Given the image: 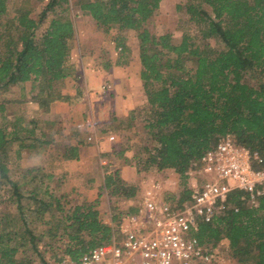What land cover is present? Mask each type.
<instances>
[{"label":"trees","instance_id":"16d2710c","mask_svg":"<svg viewBox=\"0 0 264 264\" xmlns=\"http://www.w3.org/2000/svg\"><path fill=\"white\" fill-rule=\"evenodd\" d=\"M160 2H75L106 36L111 33L122 54L128 52L124 33L134 31L146 97L137 142L144 155L132 163L137 176L129 178L119 168L106 171L98 197L75 203L62 188L49 184L53 175L42 161L29 169L28 182L34 186L26 194V183L19 185L9 177V165L11 150L16 157L24 149L40 153L53 140L46 130L56 118H50V104L68 99L62 94L68 79L80 80L72 46L77 15L71 0H48L36 18L26 7H14L10 16L11 0H0V95L16 86L23 92L31 82L36 92L28 100L39 110L27 125L24 112L10 110L12 103L23 102V94L17 100L0 99V178L10 186L7 196L0 194V264H55L64 258L77 262L95 246L110 242L122 218L143 205L137 198L138 175L159 178L172 169L181 188L162 201L181 207L193 194L192 185H186L191 160L228 133L259 154L262 163L253 166L264 170V0H186L177 6L187 16L178 42L170 32L156 35L148 27ZM135 120V111L112 118L113 127L127 140L137 134ZM77 150L67 145L61 156L76 160ZM124 152L122 145L111 149L118 158ZM104 192L110 197V223L99 208ZM129 201L135 206L122 209L120 203ZM225 205L224 214L209 227L200 225L193 236L239 264H264V192L250 204L245 194L234 190ZM212 264H218L216 258Z\"/></svg>","mask_w":264,"mask_h":264},{"label":"rangeland","instance_id":"374dc122","mask_svg":"<svg viewBox=\"0 0 264 264\" xmlns=\"http://www.w3.org/2000/svg\"><path fill=\"white\" fill-rule=\"evenodd\" d=\"M23 1L24 0H11L12 11L10 16L14 15V7H20L23 9H25L26 7L32 10L30 15L36 18L37 13L47 3L48 0H25L24 2ZM75 2L76 0H71L72 12L78 16V19L76 20L78 21L76 26L77 35L74 38L75 41L72 43V46L74 50L73 56L76 60L79 61L78 68L82 67V61H84L86 63L84 66H87L88 71H91L92 73H98L102 68L103 62H106L107 60H114L115 65H122L123 63H128V65L131 66V73L138 74V71H140V62L138 57V41L134 31L129 30L123 35L126 38L125 43L129 42L130 46L134 50L133 54L131 50V52L126 55V57H122V55H120L121 51L116 46V42L113 41L110 37L111 33L109 36L105 35L107 40L106 44L101 49H99V47L96 45L97 42H95L94 37H96L95 33L100 32V27H98L96 22L88 14L79 11L78 7L75 6ZM185 2L186 0H161L159 8L155 11V14L148 23V27L151 32L156 35H160L165 32H170L173 36V41L178 42L182 31L186 29L184 21L187 16L184 13V9L181 8L179 10L177 6H183ZM213 41L214 40H211L210 43H213ZM88 56L91 59L93 58L92 60L94 61L92 62V60H90ZM79 73H81L80 70ZM81 82H83V77H80L79 83ZM105 82L110 83L112 88L109 92L103 93L102 96L104 94H111L115 91L113 84L112 82H110L109 79L104 80L99 85V88ZM5 92V94L1 92L0 99L10 98L13 100H17L21 98L20 95L23 94L25 96L23 102H14L10 105L11 111L13 110L15 111V113L20 114L24 112L22 115L24 116L23 119L25 120V124L30 125V118H36L39 116V110L36 109L35 105L28 100L36 92V87L32 83H27L23 92L20 91L19 87L17 86ZM83 94L84 97L87 99V94L84 92ZM95 94L97 95V97L99 96L97 92H95ZM142 95L143 97L140 98V100H137L135 106L132 109H124L123 107H121V111L123 108V115L129 114L131 111H135L136 120L134 124L136 125L135 131L137 133L135 136L132 135V137L127 140L119 130L118 132L117 130H115V132L124 139L122 147L125 148V153L123 158H118L113 154H111L109 157H104L102 155L103 152L101 151V147L99 146L100 144L96 145L93 144L94 142L85 140L90 137L88 136L89 134L84 135L83 137V140L90 148L89 154H84V156L77 162L65 161L61 156L62 154H56L57 151L55 150L53 144L59 146V151L61 152L62 149L68 144L66 143L65 135L71 131L70 127L75 123L74 120L83 119L82 109L80 110L76 107H80L82 105V108H84V106H87V104L84 102L81 103L80 99H73L72 101H65L66 103L62 104V106L64 107H59L58 109H55L54 114L57 117L55 118L54 125H47L46 127L48 135L54 137V142L51 143V145L46 146V154H42V156H40L41 154L38 151H35V153L34 151L33 153H30L27 149H24L21 151L20 157H16V155L14 154V149L10 151V155L12 156L13 161L9 165V177L19 183V185L26 183L22 186L24 188L22 189V192L26 194L29 191L30 187L34 186V183L33 185H31L28 182L29 178L32 175L29 169H33L34 167L40 165V161H42L43 163H45V167L48 168V170H50L51 174L53 175L52 180L49 179L48 181L49 184H53L56 188H62L63 191L67 194V198L72 200L73 202H75L76 199L80 201L83 196L85 197L84 194H87V198L94 197L96 195V193L94 192H96L98 182H102V174H104L106 171L111 172L115 168H119L123 173H126V176H128L129 178H135L137 175L135 174L134 169L131 168L132 163H134L135 159L137 160L139 156L144 155V153L139 151L137 147V142H139V140L141 139V133H139V126H141L140 124H142V109L146 104V97L144 92ZM125 98L126 97H123V100ZM127 104L129 105V103ZM67 107L69 110L67 109ZM94 109L92 113V119L87 113V108L84 111L87 114V117L84 118V122H91L93 125V130H95L96 128L95 124H97L98 122L97 118L99 119L100 117L103 121L104 116H106V114L108 115V112H102V109L99 111L97 107L94 113ZM9 115L13 116V113L11 114L10 112ZM110 123H112L111 120L109 121V124ZM38 124L40 127V123ZM52 130L54 131V133H51ZM14 157L16 158V160ZM125 160H127L128 162ZM56 178H58V181L55 180ZM200 180L201 176H196L192 178L187 177L186 185L191 186L199 182ZM60 181H62L61 185L59 184ZM137 183V198L142 200V202L144 201L146 197V192L148 191L156 193V197L162 199L163 196H166L168 193H173L176 195L179 188H181L178 175L170 172H164L159 178L151 174L147 178L138 175ZM70 186H73L72 188L74 189L71 190ZM66 187L69 189H66ZM9 188V184L4 179L0 178V194L2 196H7L9 194ZM91 190H93V192ZM103 198L104 199H102L103 203L101 206V212L105 216V221L110 223V210L108 207L111 205V203L109 202L110 197L107 196L106 192H104ZM129 205L135 206L133 201L120 203L121 208L126 209V211L129 209ZM42 228V225H37V230L39 232H41ZM214 252L218 264H239L236 262L235 259L231 257L229 258L225 254V251L222 252L220 248H218V250H214Z\"/></svg>","mask_w":264,"mask_h":264},{"label":"built area","instance_id":"2783aa9c","mask_svg":"<svg viewBox=\"0 0 264 264\" xmlns=\"http://www.w3.org/2000/svg\"><path fill=\"white\" fill-rule=\"evenodd\" d=\"M111 88L105 82L99 91L106 93ZM108 139L121 143L115 134H109ZM260 163L259 154L228 133L191 160L187 176H201V180L192 185L193 194L181 207L171 208L148 191L143 205L114 227L110 242L95 246L77 262L64 258L55 264H212L214 250L201 245L193 232L200 225L209 227L224 214L231 191L245 194L250 204L257 201L264 192V170L253 164Z\"/></svg>","mask_w":264,"mask_h":264},{"label":"crops","instance_id":"0c3cea01","mask_svg":"<svg viewBox=\"0 0 264 264\" xmlns=\"http://www.w3.org/2000/svg\"><path fill=\"white\" fill-rule=\"evenodd\" d=\"M77 19H78V16H76V19L74 20L75 29H76L77 22H78V21H76ZM80 24H81V22H80ZM84 30H85V28H84ZM101 31H102V29L100 28V32L95 33L96 37H94L95 42H97L96 45L99 47V49H101L103 46H105L106 41H107L105 34L103 33V31L102 32ZM76 35H77V33H76ZM74 41L75 40H73V42ZM125 44L128 47V52H126L125 54H122V52H120V55H122V57H126V55L129 54V52H131V50H132V54L134 52V50L130 46L129 42H126ZM81 45H83V44H81ZM118 49H119V47H118ZM88 58L90 60L93 59V58L91 59L89 56H88ZM93 61L94 60H92V62ZM85 64L86 63L84 61H82V67L81 68L79 67V70L81 72V73H79V76L83 77V82L79 83L73 79H68L66 81L65 86L62 89V94L67 95L68 99L56 100L50 104V108H49L50 109V115H51L50 118H52L53 116L57 117L54 114L56 108L58 109L59 107L60 108L64 107V106H62V104H65L66 103L65 101H72L73 99H75V100L80 99L81 103L84 102L87 104V106L86 105L85 106L87 108V113L90 115L91 119H92V115H93L92 113H93L94 105H95V109H96V107L99 109V111L102 109V112H108V115L106 114V116H104L103 121H102V118H100V117H99V119L97 118L98 122H97V124H95V127H96L95 130H93L92 129V126H93L92 123L88 124L89 121L84 122L85 121L84 118L87 117V114L84 112L86 110L85 106H84V108H82V105L80 107L79 106L76 107V108H79L80 110L82 109L83 116L82 115L81 116L83 119L74 120L75 123L70 127L71 131L65 135V140H66V143H68L67 144L68 146L69 145L78 146L77 154H79V157L76 160H66V161H76L77 162L78 160H80L84 156V154H89L90 148L87 146V144L83 140L84 135H87V134H89L88 136H90V137H88V136L87 137L90 139H85V140L94 142L93 144H96V145L100 144L99 146L101 147V151L103 152V154H107V153L112 154L111 153L112 148L123 145L124 139L122 137H120V135L115 132V130H117V132H118L119 129L117 127H113L114 124H113L112 118L114 116L115 117H121V118H124L125 116H127L128 114L123 115V112H122L123 108L124 109H126V108L132 109L135 106L137 100H140V98L143 97V95H142L143 94L142 83L140 82L141 81L140 77H138L139 71H138V74H132L130 71L131 66L128 65V63H123L122 65L121 64L115 65L114 60L113 61L107 60L106 62L102 63V68L98 73H95V72L92 73L91 71H88L87 66H84ZM107 79H109L110 82H112L115 91L112 92L111 94H108V95L104 94L102 96L103 93H101L98 88H99V85L104 80H107ZM27 83H31V82H27ZM76 88H78L77 93H79V94L76 93V90H75ZM83 92L87 94V99L84 97ZM95 92H97V94L99 95L98 97L95 94ZM123 97H126V98L123 100ZM127 103H129V105ZM121 107H123L122 111H121ZM67 109H68V107H67ZM95 109H94V113H95ZM110 120L112 121V123L109 124ZM107 121H108V123H107ZM98 123H100V124H98ZM49 126H51V125H49ZM108 126H109V129H107ZM77 130H79V131H77ZM51 133H54V131L52 130ZM109 134H115L121 140V143L120 142L116 143V142L110 141L108 139ZM53 142H54V137H53V140L51 141V143H53ZM51 143L47 144L46 146L51 145ZM53 145L55 147V150L57 151L56 154H63L62 151L67 146L66 145L62 149V151L60 152L59 146H57L56 144H53ZM46 146L43 148V151H41L40 154H46L45 153L46 152ZM34 153H35V151H34ZM165 172H170V173L175 174L172 169H167V170H165ZM102 176H103V174H102ZM102 184H103V180H102V182H98L96 192H94V193H96V195L94 197H91V198L88 197L87 198L86 197L87 194H84L85 197L84 196H83V198L81 197L82 199L80 201L76 199L75 203H82L83 200L86 201V200H93V199L97 198L98 197V191H99ZM72 187L73 186H71L70 189ZM66 189H69V188L66 187ZM91 191L93 192V190H91ZM103 194L104 193H102L100 196V205H99L100 210H101V206L103 203L102 199H104Z\"/></svg>","mask_w":264,"mask_h":264}]
</instances>
